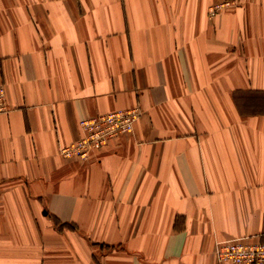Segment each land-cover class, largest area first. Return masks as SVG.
Masks as SVG:
<instances>
[{
  "label": "crops",
  "instance_id": "crops-1",
  "mask_svg": "<svg viewBox=\"0 0 264 264\" xmlns=\"http://www.w3.org/2000/svg\"><path fill=\"white\" fill-rule=\"evenodd\" d=\"M224 1L0 0V264H249L215 251L264 241V0Z\"/></svg>",
  "mask_w": 264,
  "mask_h": 264
},
{
  "label": "built area",
  "instance_id": "built-area-1",
  "mask_svg": "<svg viewBox=\"0 0 264 264\" xmlns=\"http://www.w3.org/2000/svg\"><path fill=\"white\" fill-rule=\"evenodd\" d=\"M233 3L232 0H227L212 6L211 16ZM6 105V89L0 85V112L6 109ZM141 114L142 109L135 106L82 118V135L75 142L62 146L60 153L66 158L88 160L110 139L131 131ZM215 252L222 262L264 264V241H252L249 237L219 241Z\"/></svg>",
  "mask_w": 264,
  "mask_h": 264
}]
</instances>
